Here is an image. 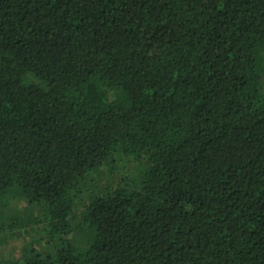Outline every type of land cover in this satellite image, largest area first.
<instances>
[{
	"label": "trees",
	"instance_id": "1",
	"mask_svg": "<svg viewBox=\"0 0 264 264\" xmlns=\"http://www.w3.org/2000/svg\"><path fill=\"white\" fill-rule=\"evenodd\" d=\"M117 153L24 264H264V0H0V207L65 234Z\"/></svg>",
	"mask_w": 264,
	"mask_h": 264
},
{
	"label": "rangeland",
	"instance_id": "2",
	"mask_svg": "<svg viewBox=\"0 0 264 264\" xmlns=\"http://www.w3.org/2000/svg\"><path fill=\"white\" fill-rule=\"evenodd\" d=\"M115 165L92 174L91 184L83 188L81 201L75 204L72 229L65 234L52 236L50 229L42 224L21 225L20 220L43 219L39 207L28 206L26 200L13 193L6 198L7 206L0 207V264H24V260L34 251L42 256L55 255L66 244L81 248L89 239L91 231L81 225L84 205L89 194H98L105 187L118 184L123 179L139 180L140 172L147 166L145 157L134 160L121 153L115 155ZM13 223V226H9Z\"/></svg>",
	"mask_w": 264,
	"mask_h": 264
}]
</instances>
